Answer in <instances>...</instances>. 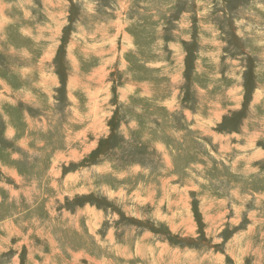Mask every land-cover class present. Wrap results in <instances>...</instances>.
Here are the masks:
<instances>
[{
    "label": "rangeland",
    "instance_id": "obj_1",
    "mask_svg": "<svg viewBox=\"0 0 264 264\" xmlns=\"http://www.w3.org/2000/svg\"><path fill=\"white\" fill-rule=\"evenodd\" d=\"M0 264H264V0H0Z\"/></svg>",
    "mask_w": 264,
    "mask_h": 264
}]
</instances>
